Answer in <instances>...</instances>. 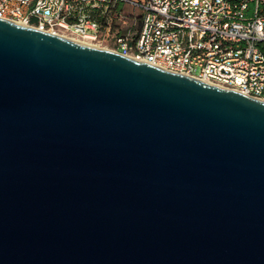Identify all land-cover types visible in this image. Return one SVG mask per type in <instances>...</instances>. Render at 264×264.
I'll return each mask as SVG.
<instances>
[{"label": "water", "instance_id": "1", "mask_svg": "<svg viewBox=\"0 0 264 264\" xmlns=\"http://www.w3.org/2000/svg\"><path fill=\"white\" fill-rule=\"evenodd\" d=\"M0 264H264V102L0 19Z\"/></svg>", "mask_w": 264, "mask_h": 264}, {"label": "built area", "instance_id": "2", "mask_svg": "<svg viewBox=\"0 0 264 264\" xmlns=\"http://www.w3.org/2000/svg\"><path fill=\"white\" fill-rule=\"evenodd\" d=\"M0 19L264 102V0H0Z\"/></svg>", "mask_w": 264, "mask_h": 264}, {"label": "bare ground", "instance_id": "3", "mask_svg": "<svg viewBox=\"0 0 264 264\" xmlns=\"http://www.w3.org/2000/svg\"><path fill=\"white\" fill-rule=\"evenodd\" d=\"M70 40H72V41H74V42H77V43H80V44H84V45H87V46H91L90 44H88V43H85V42H80V41H78V40H75V39H70ZM92 47V46H91Z\"/></svg>", "mask_w": 264, "mask_h": 264}]
</instances>
